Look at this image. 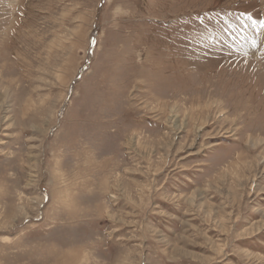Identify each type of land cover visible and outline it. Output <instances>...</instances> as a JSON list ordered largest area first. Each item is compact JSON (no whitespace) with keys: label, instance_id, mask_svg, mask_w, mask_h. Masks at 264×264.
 Returning <instances> with one entry per match:
<instances>
[{"label":"rangeland","instance_id":"obj_1","mask_svg":"<svg viewBox=\"0 0 264 264\" xmlns=\"http://www.w3.org/2000/svg\"><path fill=\"white\" fill-rule=\"evenodd\" d=\"M260 21L0 0V264H264Z\"/></svg>","mask_w":264,"mask_h":264},{"label":"snow or ice","instance_id":"obj_2","mask_svg":"<svg viewBox=\"0 0 264 264\" xmlns=\"http://www.w3.org/2000/svg\"><path fill=\"white\" fill-rule=\"evenodd\" d=\"M249 19H252L251 17H249ZM257 24V22L256 21H253V25L255 26ZM259 27L260 28H264V21H260L259 22ZM253 43H255V41H253Z\"/></svg>","mask_w":264,"mask_h":264}]
</instances>
